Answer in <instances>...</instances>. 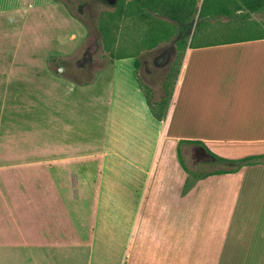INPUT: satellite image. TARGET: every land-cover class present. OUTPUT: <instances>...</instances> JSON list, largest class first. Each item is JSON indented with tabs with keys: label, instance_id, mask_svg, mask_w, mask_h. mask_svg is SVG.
Segmentation results:
<instances>
[{
	"label": "crops",
	"instance_id": "obj_1",
	"mask_svg": "<svg viewBox=\"0 0 264 264\" xmlns=\"http://www.w3.org/2000/svg\"><path fill=\"white\" fill-rule=\"evenodd\" d=\"M87 33L67 0H0V264H217L223 190L264 163L182 184L178 146L264 153V35L189 45L158 120L133 54L81 83L54 72ZM245 204L264 264V203Z\"/></svg>",
	"mask_w": 264,
	"mask_h": 264
},
{
	"label": "rangeland",
	"instance_id": "obj_2",
	"mask_svg": "<svg viewBox=\"0 0 264 264\" xmlns=\"http://www.w3.org/2000/svg\"><path fill=\"white\" fill-rule=\"evenodd\" d=\"M203 1L196 0L191 28L182 34L181 26L159 10H146L148 17L138 15L132 3H128L130 0H67L73 13L86 24L88 33L80 51L60 59L56 70L87 81L114 57L133 54L139 62L138 80L154 101L158 94L172 89L189 45L264 35V7L251 12L240 0H207V6L212 1L213 5L199 17ZM120 6L124 16L109 19L110 13ZM219 7H225L228 13H220ZM206 150L209 149L204 145L180 141L178 152L190 174L182 184H193L203 174L232 167ZM222 199L228 216L223 218V247L217 264H248L247 236L238 232V226L247 223L249 204L245 203H264V177L247 175L238 190L224 189ZM242 203L245 205L236 215L233 204Z\"/></svg>",
	"mask_w": 264,
	"mask_h": 264
},
{
	"label": "trees",
	"instance_id": "obj_3",
	"mask_svg": "<svg viewBox=\"0 0 264 264\" xmlns=\"http://www.w3.org/2000/svg\"><path fill=\"white\" fill-rule=\"evenodd\" d=\"M130 1L131 2H128V3L129 4L132 3V6L136 10V13L142 17H148L150 15L148 12H146V10L161 11L165 16L169 17L170 19L177 22L181 26L180 33L182 34L186 30H190L191 25H192L191 17L196 11L195 9L196 0H130ZM206 2L207 0H204L202 3L199 17L203 16V14L204 15L207 14L206 12L210 9L211 5H213V1L211 2L210 6H207ZM240 2L242 3L243 7H245L247 10L251 12L259 11L260 9L264 7V0H240ZM219 11L220 13H228V10L225 7H219ZM114 15H117L118 17H123L124 16L123 8L120 6L116 12L110 13V16L108 18L111 19L112 17H114ZM256 37L257 36H247V39L256 38ZM259 37H264V36H259ZM237 39H242V38H235V39L224 41V42L236 41ZM120 55L123 56L126 54H120ZM120 55L116 57H119ZM48 63L50 65L55 64L54 72L59 73L56 70V67L59 66L58 57H52V56L48 57ZM134 64H135V75H136V68L138 67V64H139L136 57H135ZM61 75L76 83H81V81L78 79L77 76L70 75V74H64V73H61ZM136 78L138 79L137 75H136ZM138 82L140 83L139 80ZM140 86L142 87L141 83H140ZM172 90H173V87L171 90H168L167 92L165 90V93L158 94L157 98L154 101H152L150 100L147 93L144 91L142 87V91L144 92V96L146 97V102L148 104V107L156 119L162 120L166 117ZM184 141L195 143V144L199 143V141H194V140H184ZM206 152L214 158L230 163L232 167L218 169V170L203 174L198 178H203L210 174L235 172V171H238L243 166L257 164V163H264V153L247 155V156H243V157L236 158V159H229V158H223V157L217 156L216 154L210 152L209 150H206ZM178 160L182 168L186 170V166L179 152H178Z\"/></svg>",
	"mask_w": 264,
	"mask_h": 264
},
{
	"label": "flooded vegetation",
	"instance_id": "obj_4",
	"mask_svg": "<svg viewBox=\"0 0 264 264\" xmlns=\"http://www.w3.org/2000/svg\"><path fill=\"white\" fill-rule=\"evenodd\" d=\"M109 2H113L114 0H108Z\"/></svg>",
	"mask_w": 264,
	"mask_h": 264
}]
</instances>
